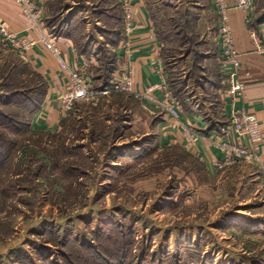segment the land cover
I'll return each mask as SVG.
<instances>
[{
	"label": "rangeland",
	"instance_id": "374dc122",
	"mask_svg": "<svg viewBox=\"0 0 264 264\" xmlns=\"http://www.w3.org/2000/svg\"><path fill=\"white\" fill-rule=\"evenodd\" d=\"M41 1L52 34L73 31L79 44H91L89 73L103 84L100 76L114 68L105 45L107 17L122 16L120 0L110 13L98 0H49V19V1ZM153 1L173 98L179 108L195 104L190 91L197 90L216 113L222 77L215 32L200 20V0H184L175 19L168 17L167 0ZM262 8L264 0H257L255 10ZM75 9L83 11L66 22ZM39 75L0 42V264H213L200 255L219 251L223 241L238 249L240 261L239 237L255 234L254 226L219 227L226 219L227 225L243 223L234 216L237 208L252 213L258 197L243 193L238 182L213 180L189 150L159 147L147 110L121 92L75 104L58 130H31L27 107L39 98ZM195 223L215 229L206 231L203 246L192 245ZM253 238L247 240L252 251L242 249L245 262L264 255Z\"/></svg>",
	"mask_w": 264,
	"mask_h": 264
},
{
	"label": "crops",
	"instance_id": "0c3cea01",
	"mask_svg": "<svg viewBox=\"0 0 264 264\" xmlns=\"http://www.w3.org/2000/svg\"><path fill=\"white\" fill-rule=\"evenodd\" d=\"M98 1H102V3L107 6L106 9L109 13L110 9L115 10L116 3H118V0ZM164 1L165 0H161V2ZM237 2L238 0H225L233 45L239 53L240 60V66L235 73L231 66H224L220 60V46L217 39V28L220 20L218 14H216L213 0L199 1V9L201 10L200 20L204 21L206 29L215 32L214 43L217 50L216 61L219 64L222 77V79H220L221 86L219 87V91L221 93L218 95L219 100L216 113L210 108L211 106L205 104L201 99L202 97H200L201 93L197 90L190 91V98L195 104L189 102L184 103V106L179 110L180 115L178 118H173L165 114L162 110L153 105L146 108L143 102L139 101L142 103V107L147 110L148 115L151 116L153 130L157 132L156 140L159 147L177 145L183 148L185 129L190 127L198 132L201 137L189 151L205 165L209 177L213 178V180H217L219 183L222 182L230 186L238 182L239 189H243V193L248 191L250 195L252 194L260 200L258 205H254L253 214L250 213V210L247 208H243V210L237 208L236 213L238 214L234 216H238L240 220H244V224L242 221H239L235 225H227L228 222L226 219L219 227V229L223 230H226V228L227 230H235V226H238V229H240L248 223L254 226V235L248 233L243 237H239L241 240V242L239 240V245H241L240 261L238 260V249L232 245L231 241L228 243L227 241H223V243H226H224V245L222 244L223 248L218 249L219 251L210 250L208 252L207 248L202 252V255H200V259H204V262L210 261V263L213 264H222V262L226 264H264V255H257L248 262L244 261L245 258L243 256L245 253L244 251L248 253L252 251L247 245V240L250 239L252 241V239H254L253 237H255V246L264 248V182L262 179V168L254 163H238L236 165H226L222 163V154L213 141V138L218 133V126L226 122L228 111L232 107L250 114L253 113L257 117L260 123V129H262L263 132V138L256 145V151L262 162V167H264V52H262L260 47L256 44V39L262 43L264 42V8L256 9L254 14L248 18L246 13L237 7ZM253 2L254 7H256L257 0H253ZM131 4L136 20L141 23V27L133 31L132 55L128 60L124 59L122 50L120 49V44L124 38V22L121 15L115 14L107 17V24L111 27L108 28V30H111V33L107 41H105V45L108 47L109 51H111L110 53H113V59L108 61V64L115 66L112 74L119 72L121 68L120 63L127 60L132 68V80L135 88L144 90L151 84L161 83V75L163 73L165 75L167 74L166 65L162 58V44L159 37L156 35L153 25L155 20L152 9L156 4L155 1L131 0ZM163 4L166 8L172 9L174 14L181 12L178 8L182 9L183 7V9H185L184 0H177V6L172 3V0H167ZM53 11L54 4H51L49 1L47 6L48 19L54 16ZM82 11V9H75L68 15V20L66 22L76 20ZM168 17L171 18V15L168 14ZM0 22L10 31L21 34L26 32L28 24L27 19L23 17L17 2L14 0H0ZM117 22L119 23V27H117ZM46 33H51L48 27H46ZM29 35L31 37L34 36L31 32ZM52 35L56 38V42L62 51L64 60L69 64H85L87 73L90 75L88 57L92 56L95 51L94 49L91 51L89 50L91 44L87 45L86 41H83V44H79L75 39L73 31L65 37L55 34ZM114 36L115 38H113ZM104 54L103 52L100 57ZM28 55L30 59L29 64L41 75L47 85L42 105L31 117L30 129L48 132L58 130L64 118L59 117L56 97L61 91L67 88L68 79L58 67L52 55L41 47H34ZM102 58L103 57H101V61H107L105 57L103 60ZM233 73L234 76L243 83V90L239 95L234 96L233 94H229V86L226 83V78L233 75ZM91 80L92 83L95 82L93 77H91ZM101 86H103V84L98 86L94 83L96 89H100ZM153 94L158 98H162V88L159 87L154 89ZM237 141L240 144H246V139L243 136H239ZM246 196L248 195L246 194ZM245 201H247V199H245ZM230 212L231 211H225L223 216L230 218L232 216ZM193 226V236L191 238L192 245L203 246V240L209 237L210 231L215 229L208 227L209 225L205 226L199 223H195ZM204 233H206V235H203ZM244 243L245 247H243ZM211 245L212 243L210 240L206 241L205 246L209 247Z\"/></svg>",
	"mask_w": 264,
	"mask_h": 264
},
{
	"label": "built area",
	"instance_id": "2783aa9c",
	"mask_svg": "<svg viewBox=\"0 0 264 264\" xmlns=\"http://www.w3.org/2000/svg\"><path fill=\"white\" fill-rule=\"evenodd\" d=\"M14 1L17 2L23 17L27 19L26 32L21 34L10 31L0 22V42L8 50L16 55L18 54L27 63L30 61L29 52L36 46L41 47L52 55L58 67L68 79L67 88L56 97L60 118H66L75 104L83 103L84 101L96 102L101 95L117 92L142 101L146 108L153 105L173 118L179 117V103L173 98L164 73L161 75V83L151 84L144 90L135 88L132 80V68L127 60L133 52V31L141 27V23L134 16L131 0H120L124 22V38L120 44V49L122 50L123 58L127 60L120 63L119 72L111 75L109 84L101 86L100 89L94 87L91 76L87 73L86 65L66 62L55 36L51 33H46L47 26L44 18L43 2L41 0ZM213 4L220 20L217 28L220 60L224 66H231L236 73L240 66L239 53L233 45L225 0H213ZM237 7L246 13L248 18L255 11L253 0H238ZM30 32L34 35L33 37L29 35ZM256 44L264 52V42L262 43L256 39ZM226 83L229 86V94H233V96L239 95L243 90V83L234 76V73L226 78ZM159 87L162 88V98H158L153 94V90ZM185 131L183 148L190 150L201 135L190 127H187ZM239 136L245 137L246 144L243 145L237 141ZM262 138L263 132L260 129L257 117L253 113L250 114L232 107L228 111L226 122L218 126V133L213 138V141L222 154V163L226 165H236L238 163L257 164L262 168V179L264 182V167H262V162L256 151V145Z\"/></svg>",
	"mask_w": 264,
	"mask_h": 264
},
{
	"label": "trees",
	"instance_id": "16d2710c",
	"mask_svg": "<svg viewBox=\"0 0 264 264\" xmlns=\"http://www.w3.org/2000/svg\"><path fill=\"white\" fill-rule=\"evenodd\" d=\"M171 15V17H173L172 19H175V14L173 13V14H170ZM170 21V20H169ZM175 22H176V20H174ZM155 32H156V35L159 37V39L160 40H162L163 41V39H164V36H163V38L160 36V33L157 31V29H155ZM114 68H115V66H114ZM114 68H113V70H114ZM112 69L111 68H109L108 69V76H103V74L100 76L101 77V79H103L102 80V83H103V85H107V84H109V80H110V78H111V75H112V72H113V70L111 71ZM40 76V78H41V75H39ZM99 77V78H100ZM166 78H167V81L166 82H168V83H170V81H169V77H168V73L166 74ZM46 89H47V85H46V83H45V81L43 80V78L41 79V83L39 84V91H38V95H39V98H36V100H34V101H31V103H30V105L27 107V110H28V112H30V115H31V117L35 114V112H37L39 109H40V107H41V105H42V100H43V97H44V95H45V93H46ZM30 117V118H31ZM32 119V118H31ZM2 163H0V165H1ZM1 167V166H0Z\"/></svg>",
	"mask_w": 264,
	"mask_h": 264
}]
</instances>
